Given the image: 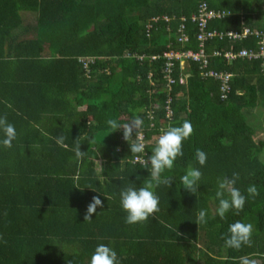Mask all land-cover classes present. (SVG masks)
Here are the masks:
<instances>
[{
	"label": "trees",
	"instance_id": "1",
	"mask_svg": "<svg viewBox=\"0 0 264 264\" xmlns=\"http://www.w3.org/2000/svg\"><path fill=\"white\" fill-rule=\"evenodd\" d=\"M203 1L231 12L210 30L240 31L244 21L264 33V17L256 21L264 0H0V117L6 114L17 132L11 148L0 143V264H90L100 244L113 248L120 264H239L242 256L264 264V140L256 139L260 126L249 122L264 109L263 61L214 55L256 49L258 40L206 42L210 69L233 74L228 99L194 62L182 70L176 61L177 84L171 92L166 87L164 54L200 49L191 17ZM183 17L184 45L178 41ZM82 60L90 62L87 68ZM182 75L185 85L178 83ZM135 116L144 120L150 142L146 160L161 129L188 120L194 134L163 174L172 187L155 190L160 211L130 225L120 193L139 188L151 165L133 162L123 130L111 133L107 120L123 124ZM61 135L67 147L56 143ZM79 136L86 155L78 160L73 148ZM196 149L207 153L204 166ZM189 166L202 172L195 195L180 181ZM234 172L245 196L253 184L260 194L248 197L239 215L232 209L221 219L217 182ZM93 196L103 208L85 222ZM201 209L208 222L197 225ZM236 221L253 224L251 247L226 246Z\"/></svg>",
	"mask_w": 264,
	"mask_h": 264
},
{
	"label": "clouds",
	"instance_id": "2",
	"mask_svg": "<svg viewBox=\"0 0 264 264\" xmlns=\"http://www.w3.org/2000/svg\"><path fill=\"white\" fill-rule=\"evenodd\" d=\"M150 116L151 114H149ZM107 125L111 129V133L122 129L123 138L130 144L132 155L137 159H141V154L145 153L146 148L142 133L144 120L140 116H135L129 122L121 124L118 120L109 118ZM0 131L5 136L0 143L5 148H11L13 141L17 139V132L15 126L8 122L6 114L0 117ZM160 131L162 134L158 137L156 146L150 157H148V162L151 165L149 170L150 176L143 181L139 188L133 184L123 189L120 193L122 208L127 213L125 218L126 224L134 225L147 222L150 217H154L160 211V199L155 190L161 184L169 188L172 187L173 179L168 176H163V174L166 170H172L175 161L183 157V143L194 134V127L190 121L185 120L181 126L170 125L167 129H161ZM80 139L81 137L79 136L75 140V146L73 148L75 157L78 160L84 158L86 155V152L81 150ZM94 142V140H89V143ZM56 143L61 147H67L63 135L56 138ZM195 156L201 166L206 164L208 159L206 152L201 149H196ZM239 178V173L234 172L231 177H221L217 182L218 189L215 196L219 204L216 209V214L221 219H225L226 213L232 209H235L236 214L239 215L244 210L248 197L254 199L260 194L258 187L253 184L247 188L248 195L245 196L235 187ZM201 179L202 172L191 166L186 170V174L180 177L183 188L193 195L198 191V182ZM98 208H103V201L100 196H93L92 202L88 205L84 215V221L90 222L92 216L97 214ZM207 215V210L201 209L197 214L196 224H206L208 222ZM253 232V224L236 221L229 226L228 234L224 237L225 244L227 247L235 250H240L243 246L251 247ZM90 264H120V261L113 248L100 244L95 248L91 256ZM239 264H257V261L250 256H242L239 257Z\"/></svg>",
	"mask_w": 264,
	"mask_h": 264
},
{
	"label": "built area",
	"instance_id": "3",
	"mask_svg": "<svg viewBox=\"0 0 264 264\" xmlns=\"http://www.w3.org/2000/svg\"><path fill=\"white\" fill-rule=\"evenodd\" d=\"M231 15L230 11L221 10V9H212L206 1L200 3L198 11L191 17V21L195 23L198 27L197 39L200 42V49L197 52L194 51H184V52H168L164 54V58L167 59V63L165 66V77L167 80V90L169 92L172 91V87L177 84V79L174 78V69L176 61L180 62L182 70H184L185 64H190L191 62L197 63L199 65L201 76L204 79H214L220 83V93L221 99H228L231 93V82L233 79V74L224 71H216L214 69H210V61L209 56L206 53L205 45L206 42L219 39L225 40L228 39L232 42L246 40L250 37H254L258 40L256 49H242L240 51H226L224 54L222 52H215V56H222L227 59L228 62H234L238 59H246L249 61H257L262 60V68L264 70V33L258 29H252L247 26L244 21H242V29L240 31L229 30V31H218V30H210V23L213 21H222L227 19ZM164 19L168 22L169 18L164 17ZM159 18H154L152 21L157 22ZM186 21L185 17L182 18V24L180 26L179 32L180 37L178 39L179 43L186 44L189 42V36L186 33ZM152 28V24H149L148 29ZM143 59V58H141ZM155 59V57H154ZM84 62L85 68L88 67L89 61L82 60ZM178 83L180 85H185L187 83V77L182 75ZM172 98L170 97L167 102V118H171L173 116V112L171 109ZM153 113V112H152ZM151 114V118H153ZM154 127V125H152ZM144 141L146 144V148L150 142L147 141L145 133L142 131ZM159 136L154 137V139L158 140ZM123 140V138H122ZM145 148V153L141 155V159H137L135 157L134 163L146 165L148 160H146L147 151ZM120 151V149H119Z\"/></svg>",
	"mask_w": 264,
	"mask_h": 264
},
{
	"label": "rangeland",
	"instance_id": "4",
	"mask_svg": "<svg viewBox=\"0 0 264 264\" xmlns=\"http://www.w3.org/2000/svg\"><path fill=\"white\" fill-rule=\"evenodd\" d=\"M263 10H264V6H263ZM264 17V15H258L256 17V21H260L262 20V18ZM263 112H264V109L263 107H259L258 109H256L254 111V114L250 115L249 116V122L253 123L255 126L259 127L260 126V129L257 130V136H256V139L257 140H264V115H263ZM154 142H157V140ZM263 162H264V155H263ZM257 261V264H261V261L260 260H256Z\"/></svg>",
	"mask_w": 264,
	"mask_h": 264
},
{
	"label": "crops",
	"instance_id": "5",
	"mask_svg": "<svg viewBox=\"0 0 264 264\" xmlns=\"http://www.w3.org/2000/svg\"><path fill=\"white\" fill-rule=\"evenodd\" d=\"M188 68H189V64H185L183 69L186 70Z\"/></svg>",
	"mask_w": 264,
	"mask_h": 264
}]
</instances>
